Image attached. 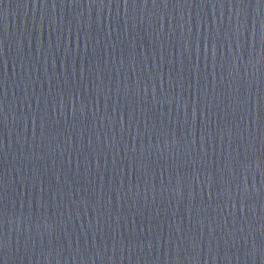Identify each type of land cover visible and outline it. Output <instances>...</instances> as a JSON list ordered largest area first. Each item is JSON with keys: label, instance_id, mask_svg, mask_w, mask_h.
<instances>
[{"label": "water", "instance_id": "95a60500", "mask_svg": "<svg viewBox=\"0 0 264 264\" xmlns=\"http://www.w3.org/2000/svg\"><path fill=\"white\" fill-rule=\"evenodd\" d=\"M262 105L264 0H0V260L264 264Z\"/></svg>", "mask_w": 264, "mask_h": 264}, {"label": "snow or ice", "instance_id": "6c2138e0", "mask_svg": "<svg viewBox=\"0 0 264 264\" xmlns=\"http://www.w3.org/2000/svg\"><path fill=\"white\" fill-rule=\"evenodd\" d=\"M109 2H110V0H109ZM145 2H147V0H145ZM88 3L91 7H94L97 4H103L104 0H88ZM153 3H155V0H153ZM238 5L243 6L244 3L241 2ZM52 7H56V4L53 3ZM236 31H237V33H239V31H240L239 27H237ZM146 93H147V87H145V95H146ZM262 108H264V105H262ZM261 119L264 120V112H262ZM224 132H225V128H221V129H219L218 134L221 137H223ZM161 135H167V132H165L163 130V127L159 130V136L157 138H160ZM228 135H229V137L231 136V130L230 129L228 130ZM228 163L230 166L234 167L236 162L232 161L231 157H228ZM239 164H240L241 168L245 167L246 165L250 166L246 158L243 161H239ZM176 171H177V175H176L177 183L173 185L170 181V187L172 188L173 194H180V189H181V185L183 183V178L180 176L178 168ZM6 212H7V207L3 203V196L0 195V215H6ZM49 227H50V230H52L54 228V226H51V225ZM5 246H6L5 241L0 240V250H2ZM193 246H194V242H193ZM0 264H4V260H0Z\"/></svg>", "mask_w": 264, "mask_h": 264}]
</instances>
